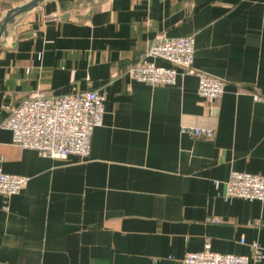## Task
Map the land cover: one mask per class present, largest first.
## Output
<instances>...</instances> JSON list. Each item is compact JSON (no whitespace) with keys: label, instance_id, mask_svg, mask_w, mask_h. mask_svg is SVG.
I'll use <instances>...</instances> for the list:
<instances>
[{"label":"crops","instance_id":"crops-1","mask_svg":"<svg viewBox=\"0 0 264 264\" xmlns=\"http://www.w3.org/2000/svg\"><path fill=\"white\" fill-rule=\"evenodd\" d=\"M28 1L0 0V22ZM262 2L44 0L17 15L0 39V168L28 180L0 194V264H181L206 243L259 264L264 201L224 195L231 171L264 174V102L237 92L264 96ZM157 36L194 37L193 66L226 81L220 100L195 75L125 73ZM91 90L104 113L85 158L41 156L3 126L29 94Z\"/></svg>","mask_w":264,"mask_h":264},{"label":"built area","instance_id":"built-area-1","mask_svg":"<svg viewBox=\"0 0 264 264\" xmlns=\"http://www.w3.org/2000/svg\"><path fill=\"white\" fill-rule=\"evenodd\" d=\"M193 59V36H157L143 54L126 68L125 73L150 86L170 85L176 82L178 76L195 75L199 96L209 104L217 102L222 97L226 81L196 69ZM237 92L247 93L254 101L264 102V96L254 88L237 84ZM103 113L104 95L97 90L61 96L35 92L10 108L3 126L12 131L13 143L33 149L41 156L65 158L75 154L85 158L90 152L92 132L102 122ZM183 131L207 140L215 136L214 130L205 127H188ZM27 180L26 176L5 173L0 168V194H17ZM213 183L219 185L218 181ZM224 196L226 199L241 197L264 201V174L231 171L225 182ZM212 221L219 222V219ZM251 248L253 258L259 264H264V249L256 242L251 244ZM248 261L246 255L214 252L206 243L201 251L186 253L181 264H248Z\"/></svg>","mask_w":264,"mask_h":264},{"label":"water","instance_id":"water-1","mask_svg":"<svg viewBox=\"0 0 264 264\" xmlns=\"http://www.w3.org/2000/svg\"><path fill=\"white\" fill-rule=\"evenodd\" d=\"M42 1H44V0H29L25 4L11 8L6 13V15L4 16L2 21L0 22V39L2 36L7 35V26H8V24L13 23V21L17 15L31 10L32 8L36 7Z\"/></svg>","mask_w":264,"mask_h":264}]
</instances>
